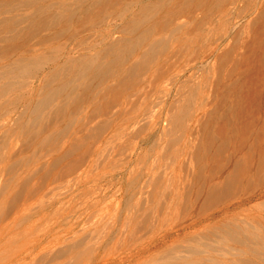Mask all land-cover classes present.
<instances>
[{
	"label": "rangeland",
	"instance_id": "rangeland-1",
	"mask_svg": "<svg viewBox=\"0 0 264 264\" xmlns=\"http://www.w3.org/2000/svg\"><path fill=\"white\" fill-rule=\"evenodd\" d=\"M263 132L264 0H0V264H264Z\"/></svg>",
	"mask_w": 264,
	"mask_h": 264
},
{
	"label": "bare ground",
	"instance_id": "bare-ground-1",
	"mask_svg": "<svg viewBox=\"0 0 264 264\" xmlns=\"http://www.w3.org/2000/svg\"><path fill=\"white\" fill-rule=\"evenodd\" d=\"M153 44H155V43H153ZM261 155H263V160H259V159L256 160L258 162H257V167L255 166L256 167V169H255V173L256 174L255 175H258L261 170H264V152ZM231 235H234V234H231ZM239 238H241L246 245H250L251 241H253L255 238H262V237H258L257 235L251 233V234H246L245 237H239ZM252 243H254V242H252ZM259 244L261 245V243H259ZM262 245L264 247V243H262ZM215 261H217L216 264H220L219 261H218V259H215Z\"/></svg>",
	"mask_w": 264,
	"mask_h": 264
}]
</instances>
